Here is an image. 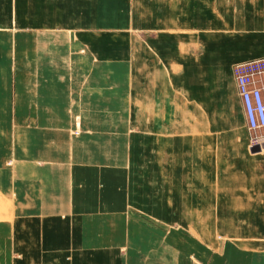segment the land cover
Listing matches in <instances>:
<instances>
[{"label":"rangeland","instance_id":"1","mask_svg":"<svg viewBox=\"0 0 264 264\" xmlns=\"http://www.w3.org/2000/svg\"><path fill=\"white\" fill-rule=\"evenodd\" d=\"M178 2L0 0V264H189L188 246L198 232L216 245L264 242V214L256 211L264 130H247L233 74L237 64L264 58V0L181 3L195 13L191 19ZM158 76L173 89L194 87L199 101L210 102L200 112L221 119L222 141L238 156L232 180L223 184L241 212L219 214L199 230L201 219L192 220L189 237L164 229L158 214L129 212V228L110 231L122 233L126 244L96 243L83 255L89 262L72 260L68 218L69 235L60 238L58 231V219L68 217L60 210L68 204L70 160L106 159L111 167L117 163L111 157L132 156L135 147L130 142L126 149L125 139L133 133L135 88H149ZM214 83L221 85V108ZM242 140L251 147L242 148ZM252 156L253 163L245 160ZM20 204L32 209L22 213Z\"/></svg>","mask_w":264,"mask_h":264},{"label":"crops","instance_id":"2","mask_svg":"<svg viewBox=\"0 0 264 264\" xmlns=\"http://www.w3.org/2000/svg\"><path fill=\"white\" fill-rule=\"evenodd\" d=\"M178 1L176 4L180 13L189 14L186 19H191L195 13L181 10L178 6L184 2L198 4L201 0ZM209 5L212 6L209 12L215 14L216 3ZM171 11L174 13V10ZM149 84V88H135L133 133L131 136L127 133L125 139L126 149L130 142L135 147L132 156L112 155L117 163L111 167L106 159L96 163L84 157L70 160L68 195H65L68 196V204L60 210L68 212V217L58 219L61 221L58 231L60 238L69 235L63 221L68 218L73 228L70 235L74 237L68 242L75 248L72 260L85 259L89 262L91 258L83 255L88 254V250L93 251L96 243L102 247L126 244L121 241L125 240L122 233L110 231L129 228L127 222L131 218L127 220L126 216L129 212L134 215L139 212H148L155 217L160 215L164 229L181 230V234H188L187 237L191 236L188 230L192 220L201 219L199 230L214 224L219 214L241 212L233 202V196H227L226 185L223 184L228 177L232 180V166L237 164L238 156L228 154L226 148L231 142L222 141L221 119L209 120L200 112L202 108L209 109L210 102L199 101L197 93L192 94L194 87L181 85L177 89L171 88L161 76L151 78ZM213 96L218 99L221 108L220 83H214ZM240 107L242 109L241 103ZM227 130H231L229 125ZM104 141L103 136V144ZM238 144L236 141V147ZM240 144L242 148L246 146L243 140ZM246 147L251 146L247 144ZM109 149L106 143L103 151L108 150L110 155ZM245 160L253 163L254 158ZM230 186L232 188L233 185ZM259 202L260 209L256 211L264 214V188ZM20 205L23 206L22 213H26L29 207ZM115 218L117 225L111 227L110 222ZM198 233L197 239L191 236L194 244L188 246L186 260L189 264L192 263L190 258L196 264H264V242L254 244L230 240L216 245L212 240L202 238L201 232ZM46 242L45 238L42 244ZM60 243L67 244L63 239Z\"/></svg>","mask_w":264,"mask_h":264},{"label":"built area","instance_id":"3","mask_svg":"<svg viewBox=\"0 0 264 264\" xmlns=\"http://www.w3.org/2000/svg\"><path fill=\"white\" fill-rule=\"evenodd\" d=\"M233 74L248 131L264 130V58L237 64Z\"/></svg>","mask_w":264,"mask_h":264},{"label":"bare ground","instance_id":"4","mask_svg":"<svg viewBox=\"0 0 264 264\" xmlns=\"http://www.w3.org/2000/svg\"><path fill=\"white\" fill-rule=\"evenodd\" d=\"M264 141V140H263ZM262 142V141H261Z\"/></svg>","mask_w":264,"mask_h":264}]
</instances>
